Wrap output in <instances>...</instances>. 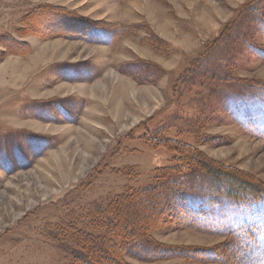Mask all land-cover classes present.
<instances>
[{
	"label": "rangeland",
	"instance_id": "1",
	"mask_svg": "<svg viewBox=\"0 0 264 264\" xmlns=\"http://www.w3.org/2000/svg\"><path fill=\"white\" fill-rule=\"evenodd\" d=\"M82 260L264 264V0H0V264Z\"/></svg>",
	"mask_w": 264,
	"mask_h": 264
},
{
	"label": "trees",
	"instance_id": "2",
	"mask_svg": "<svg viewBox=\"0 0 264 264\" xmlns=\"http://www.w3.org/2000/svg\"><path fill=\"white\" fill-rule=\"evenodd\" d=\"M183 167L184 166H176V167H172V168H168V169H174V170H177L178 172H180V171H183ZM187 167H189V166H187ZM192 167H194V166H192ZM161 170L162 169H159L158 172H161ZM162 175H159V176H162ZM244 185L245 184H243L241 182H239L237 184V186L233 190V192L236 194V195H234L235 197H238L243 192L242 189H243ZM166 195L167 194H165L164 196H166ZM154 200L156 201L157 199L152 198V197H150V198L146 197V198H139V199L133 198V199H130L128 201L117 202V204H116L117 208H112V207H110V205H108V207L106 209V214H108L110 216V218L111 217L116 218V220H117L116 225H118L119 228L122 227V226H120L122 223V218H126L127 221L123 225L124 228H129V230L131 231L132 228L135 229V228H138L139 226H142L144 233H148L149 230L151 229V227H149V225H151L150 224L151 222H154L155 225H157V223H159V219L155 216V211L153 209H151V206H150V201H154ZM158 200H160V199H158ZM176 202L178 203V201H176ZM173 203H174V201H173ZM179 205H180V203H179ZM147 206H149L150 208ZM126 211H129L130 214H125ZM138 214H143V215L137 216ZM137 223H139V224H137ZM143 223H146V225H143ZM117 237L120 238V235H118ZM89 246H91V245L89 244ZM90 256L92 258H94L95 254L93 253ZM83 262H85V261H83ZM85 264H88V263L85 262Z\"/></svg>",
	"mask_w": 264,
	"mask_h": 264
},
{
	"label": "crops",
	"instance_id": "3",
	"mask_svg": "<svg viewBox=\"0 0 264 264\" xmlns=\"http://www.w3.org/2000/svg\"><path fill=\"white\" fill-rule=\"evenodd\" d=\"M70 65H72V64H70ZM75 65H77V64H74V66ZM62 77L63 76H65V75H68V76H73V75H75V71L74 70H72V69H65V72L62 74H60ZM87 106H89L90 105V103H91V101H90V98H87ZM57 106H59V105H57ZM85 112H86V109L84 108L83 110H82V106L79 104L78 105V110L77 111H75L74 113H75V116H74V120H72V121H77V119H76V117L78 116V115H80V114H85ZM97 114V113H96ZM96 114H95V116H96ZM69 117V115H67L66 116V118H68ZM67 121H69L68 119H67ZM82 124H83V119L80 121ZM80 122H79V120H78V124H79V126H80ZM92 124V123H91ZM93 125V124H92ZM94 126V125H93ZM99 128H100V125H97L96 126V129L97 130H99ZM103 128V127H102ZM89 129H90V127H89ZM94 130V129H93ZM79 136V135H78Z\"/></svg>",
	"mask_w": 264,
	"mask_h": 264
}]
</instances>
